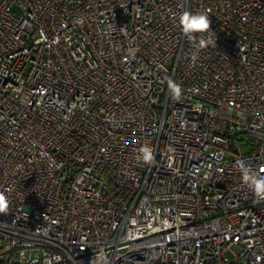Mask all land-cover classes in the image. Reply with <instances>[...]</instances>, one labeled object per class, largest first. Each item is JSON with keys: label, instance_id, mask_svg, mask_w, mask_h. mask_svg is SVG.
I'll return each instance as SVG.
<instances>
[{"label": "built area", "instance_id": "2783aa9c", "mask_svg": "<svg viewBox=\"0 0 264 264\" xmlns=\"http://www.w3.org/2000/svg\"><path fill=\"white\" fill-rule=\"evenodd\" d=\"M239 161L264 166V0H0V264H264Z\"/></svg>", "mask_w": 264, "mask_h": 264}, {"label": "clouds", "instance_id": "9594fccd", "mask_svg": "<svg viewBox=\"0 0 264 264\" xmlns=\"http://www.w3.org/2000/svg\"><path fill=\"white\" fill-rule=\"evenodd\" d=\"M182 33L185 37L193 43V47L199 51L200 49L211 43V39H205L203 35L197 42L196 33H206L211 29V20L205 13H191L188 11L183 12L179 19ZM197 54L193 53L192 61L195 63ZM168 87L172 96L179 99L181 94V86L172 80L168 81ZM142 159L145 163H151L153 160L152 150L149 147H142L140 149ZM139 158V157H138ZM239 168L242 172V180L244 184L254 193L259 199H264V166L258 172H254L250 166H247L243 161H239ZM9 209V201L3 192H0V214H6Z\"/></svg>", "mask_w": 264, "mask_h": 264}, {"label": "rangeland", "instance_id": "374dc122", "mask_svg": "<svg viewBox=\"0 0 264 264\" xmlns=\"http://www.w3.org/2000/svg\"><path fill=\"white\" fill-rule=\"evenodd\" d=\"M248 147L249 145L245 144V145H240L239 146V151L242 152V153H245L248 151ZM229 257H233L231 253H227Z\"/></svg>", "mask_w": 264, "mask_h": 264}]
</instances>
